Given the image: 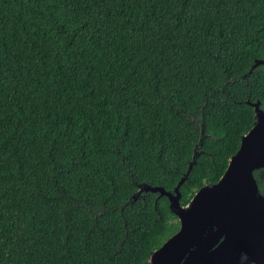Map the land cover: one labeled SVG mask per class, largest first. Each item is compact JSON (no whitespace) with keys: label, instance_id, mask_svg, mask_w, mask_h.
Listing matches in <instances>:
<instances>
[{"label":"trees","instance_id":"obj_1","mask_svg":"<svg viewBox=\"0 0 264 264\" xmlns=\"http://www.w3.org/2000/svg\"><path fill=\"white\" fill-rule=\"evenodd\" d=\"M263 58L264 0H0V264H150L179 222L138 188L218 181Z\"/></svg>","mask_w":264,"mask_h":264},{"label":"water","instance_id":"obj_2","mask_svg":"<svg viewBox=\"0 0 264 264\" xmlns=\"http://www.w3.org/2000/svg\"><path fill=\"white\" fill-rule=\"evenodd\" d=\"M258 64L264 58L252 67ZM247 103L253 107V125L218 181L198 188L186 205L180 204L178 188L192 163L172 192L146 184L138 188L137 195L148 190L165 195L179 222L178 230L150 254V264H264V195L253 176L264 168V109L259 100Z\"/></svg>","mask_w":264,"mask_h":264},{"label":"rangeland","instance_id":"obj_3","mask_svg":"<svg viewBox=\"0 0 264 264\" xmlns=\"http://www.w3.org/2000/svg\"><path fill=\"white\" fill-rule=\"evenodd\" d=\"M242 124H243V126H245V122L244 121H242Z\"/></svg>","mask_w":264,"mask_h":264}]
</instances>
